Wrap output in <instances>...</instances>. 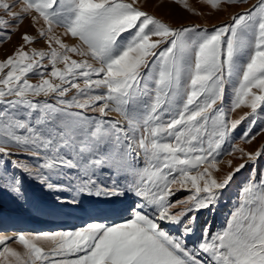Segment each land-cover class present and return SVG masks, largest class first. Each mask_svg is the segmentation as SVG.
Returning a JSON list of instances; mask_svg holds the SVG:
<instances>
[{
  "label": "snow or ice",
  "instance_id": "obj_1",
  "mask_svg": "<svg viewBox=\"0 0 264 264\" xmlns=\"http://www.w3.org/2000/svg\"><path fill=\"white\" fill-rule=\"evenodd\" d=\"M25 19L33 33L0 59V193L28 206L31 181L52 199L35 211L95 198L127 202L126 218L0 235V264H264V144L232 143L264 134V0L211 30L174 26L141 0H0V43ZM246 167L226 225L201 226Z\"/></svg>",
  "mask_w": 264,
  "mask_h": 264
},
{
  "label": "rangeland",
  "instance_id": "obj_2",
  "mask_svg": "<svg viewBox=\"0 0 264 264\" xmlns=\"http://www.w3.org/2000/svg\"><path fill=\"white\" fill-rule=\"evenodd\" d=\"M185 2L193 9L197 14L194 15L192 11L185 10L183 6L177 2L173 3V0H141V5L143 9L150 14L157 16L158 18L163 19L166 22H170L174 26L179 25H188V24H197L201 27H207L209 30L212 29L213 26H219L223 23H227L230 20V17L238 12L243 11L248 5L255 4L256 0H248V4H237V5H228L226 3H221L219 9H213L206 0H185ZM33 33V29L29 27L28 20L25 19L20 25L19 32L12 35L11 42L5 41L4 43H0V59L5 58L7 55L11 54L14 47L19 45L20 41V33L23 32ZM62 31V29L57 30ZM69 43L71 41H68ZM36 47H42L43 42L35 45ZM47 63V61H45ZM30 79L35 82L37 77L32 76ZM250 111L248 108L237 109L235 112L231 114V118L235 119L239 116L243 115L244 112ZM116 113H109V116L115 117ZM258 122L256 130H259L261 125H264V111H260L258 113ZM247 127V122L242 125V128ZM232 143L238 145L243 148H250L252 150L257 149L262 144H264V134L257 137L255 141H253L250 145L241 141L239 139H235ZM227 145L225 148L227 149ZM239 156V153H233L231 155L225 154L222 158V162L219 167L222 169V172L219 174L226 173L231 170L227 161L232 160L233 166L241 163L240 159L236 157ZM33 163H35L33 161ZM260 168H264V160L260 161ZM250 168L246 167L241 170L240 173L236 174L233 181L230 185L224 190L223 195L220 198V201L216 208L209 212L203 211L199 214V224L201 226H209L212 232H216L221 230L226 225V219L230 213L231 208L236 199V195L242 186V184L246 181L247 177L250 173ZM54 180L58 179L57 177H53ZM103 179V177H102ZM66 182V181H62ZM26 184L29 186L27 189L30 204L28 206H20L14 200L11 199L6 194L0 193V235L14 236L21 232L23 233H40L45 231H57V230H68V229H78L80 227L86 226V224L91 222H104L108 224L121 223L126 218L123 216L122 218H113L111 216L107 217L104 215L106 212H119L120 208H123L127 202L122 204H110L103 201H98L95 198L86 201L81 207H75L72 205H66L62 208L64 212L62 214L61 219H59L58 225H52L49 221L54 220L53 217L47 216L44 211H35L34 206L41 205L43 208H47L51 203V196L44 191L41 190L38 184L33 183L31 181H26ZM65 195H69L65 193ZM189 195V192L183 191L177 193L175 199H180ZM115 212V213H117ZM5 213L13 216L14 222H10L9 224H3L1 222L2 214ZM78 214L84 215V219L80 221H75V217ZM10 217V216H9ZM71 219L74 223L70 224H62L63 220ZM61 223V224H60ZM199 232L197 233V236ZM197 237H192V239H196ZM42 247H49L50 245L45 242H40ZM15 249L18 252L23 253L25 249L22 245H20L16 241H11L8 245Z\"/></svg>",
  "mask_w": 264,
  "mask_h": 264
},
{
  "label": "bare ground",
  "instance_id": "obj_3",
  "mask_svg": "<svg viewBox=\"0 0 264 264\" xmlns=\"http://www.w3.org/2000/svg\"><path fill=\"white\" fill-rule=\"evenodd\" d=\"M25 187L29 188V186L26 183H25ZM126 206H127V204L124 207H126ZM34 207L43 208L41 205H36ZM44 212H45V214H47V216H51V217L54 218V220L49 221L50 224L58 225V223L61 222V221H59V219H61V217H62L61 212L63 213L64 210L58 209V210H48V211H44ZM115 212H117V211H114V212H111V213L110 212H106V213H104V215L107 216V217L111 216L113 218H120V217L122 218L123 216H126V214L122 213L121 211H119L117 213H115ZM1 214H2L1 222L3 224H9L10 222H14L13 216L5 214V213H1ZM74 217H75V221H80V220L84 219V215H82V214H78V215H76ZM63 221L64 222L62 224H70V223H74L75 222V221L73 222V220H71V219H67V220L64 219ZM9 225H15V224H9Z\"/></svg>",
  "mask_w": 264,
  "mask_h": 264
}]
</instances>
